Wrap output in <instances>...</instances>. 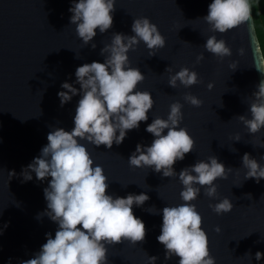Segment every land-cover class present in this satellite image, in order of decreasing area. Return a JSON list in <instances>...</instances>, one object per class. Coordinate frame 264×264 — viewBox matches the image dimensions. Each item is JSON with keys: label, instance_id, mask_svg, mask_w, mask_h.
<instances>
[{"label": "water", "instance_id": "1", "mask_svg": "<svg viewBox=\"0 0 264 264\" xmlns=\"http://www.w3.org/2000/svg\"><path fill=\"white\" fill-rule=\"evenodd\" d=\"M211 2L116 0L112 28L103 34L97 29L93 40L84 45L76 26L70 23L72 0H0V264H21L34 258L46 243V233L55 237L58 225L46 215L37 219L46 210L43 189L51 177L39 181L32 173V180L25 182L21 173L40 155L51 130L71 131L74 127L80 96L61 107L58 93L64 91L62 83H72L79 89L75 83L76 68L93 61L103 63L101 49L111 43L113 33L134 35L131 25L139 17L149 18L166 40L165 47L158 49L155 56L149 57L142 41L127 53L130 66L145 76L137 90L150 92L155 101L148 120L111 149L79 141L87 148L94 166L104 169L108 194L126 197L144 192L150 197L143 206H133L134 215L146 226L145 241L106 245L108 264H149L148 256L158 257L155 264L179 262L176 256L165 260L164 246L157 241L162 209L184 203L178 175L163 177L149 167L133 168L128 163L137 144L151 145L154 137L145 130L147 125L156 117L167 119L169 106L176 101L183 105L180 126L195 140L193 151L174 164L176 173L198 160L207 162L213 155L226 168H232L227 179L214 181L216 198L207 197L201 188L200 195L191 202L203 218L211 256L216 264H264V257L255 259L257 251L264 253V179L259 183L255 179L244 180L247 169L242 166L245 153L264 166V128L251 134L237 119L239 115L251 118L252 93L264 79L254 65L262 52L259 42L256 44L255 30L251 36L248 32L253 19L226 33L209 31V25L200 18L208 14ZM213 35L225 40L231 56L221 60L206 51L204 44ZM93 43L95 49L91 47ZM241 47L245 49L243 56L238 54ZM201 53L204 59L197 63ZM234 62L237 67L232 70L229 65ZM168 67L171 74L187 67L198 74L200 83L185 88L177 82L178 86L172 88L168 85L170 73L165 71ZM209 83L214 85L211 90ZM185 93L196 96L202 105L194 107L185 102ZM236 134L240 141H235ZM224 198L231 200L233 209L217 215L209 204ZM152 206L156 208L155 215L147 211ZM217 226L219 233L215 231Z\"/></svg>", "mask_w": 264, "mask_h": 264}, {"label": "clouds", "instance_id": "2", "mask_svg": "<svg viewBox=\"0 0 264 264\" xmlns=\"http://www.w3.org/2000/svg\"><path fill=\"white\" fill-rule=\"evenodd\" d=\"M115 4L116 0H72L70 23L76 26L75 31L84 45L93 40L97 29L103 34L112 28ZM200 19L209 25V31L226 33L252 21V4L250 0H212L208 14ZM254 30L255 25L251 23L248 27L250 36ZM131 31L134 35L113 33L111 43L101 49L100 54L105 57L103 63L93 61L76 68L75 83L80 85L79 89L68 82L61 85L64 89L58 93L61 107L74 96H80L74 127L71 131L63 128L51 130L40 155L21 173L25 182L32 180V173L39 181L51 177L43 189L47 207L37 219L46 215L58 228L54 238L51 233H46V243L34 258L23 260L21 264H108L106 245L124 241L135 245L146 239V226L134 215L133 206H143L150 197L144 192L138 195L129 193L126 197L108 194L109 183L104 169L94 166L87 148L79 142L86 140L97 148L103 145L111 149L113 144L123 143L129 131L138 129L141 122L148 120V112L155 101L150 92L137 90L145 76L137 67L130 66L127 53L135 50L142 41L149 50V57L155 56L158 49L165 47L166 40L158 26L147 17L135 18ZM91 47L95 49L96 44ZM204 48L221 60L232 55L225 40H218L214 35L207 38ZM256 51L259 52L258 48ZM238 54L243 56L245 49L239 48ZM203 59L201 53L196 58L197 63ZM254 65L264 75V55L259 54V62ZM229 67L235 70L237 64L234 62ZM165 71L170 73L168 85L172 88L178 86L177 82L185 88L200 83L198 74L187 67L175 74H171V67ZM207 87L211 90L214 85L209 83ZM256 89L249 108L251 118L237 116L251 134L264 128V79L259 81ZM183 99L194 107L203 103L191 93H185ZM169 107L167 119L156 117L145 129L154 137L151 145L137 144L128 163L133 168L149 167L162 173L163 177L178 175L183 185L180 198L184 203L162 209V226L157 241L164 246L165 260L176 256L179 257L178 264H216L210 254L208 235L202 228L203 218L191 202L200 195L201 188L204 195L216 198L214 181L227 179L232 168H226L213 155L207 162L198 160L177 174L174 164L193 151L195 140L186 128L180 126L183 105L176 101ZM235 141H240L239 134H236ZM242 166L247 169L244 180L255 179L259 183L264 179V166L250 154L243 155ZM247 196L251 197V194ZM233 206L229 198L209 204L217 215L231 212ZM155 209L152 206L147 211L155 215ZM2 231L0 229V234ZM215 231L219 233L220 227L217 226ZM262 257L264 253H255L257 261ZM148 259L149 264H155L158 257L148 256Z\"/></svg>", "mask_w": 264, "mask_h": 264}, {"label": "trees", "instance_id": "3", "mask_svg": "<svg viewBox=\"0 0 264 264\" xmlns=\"http://www.w3.org/2000/svg\"><path fill=\"white\" fill-rule=\"evenodd\" d=\"M252 4V19L255 25L256 36L264 55V0H250Z\"/></svg>", "mask_w": 264, "mask_h": 264}]
</instances>
